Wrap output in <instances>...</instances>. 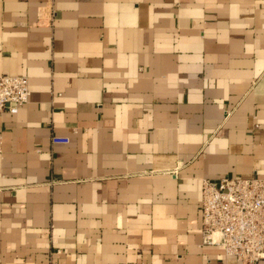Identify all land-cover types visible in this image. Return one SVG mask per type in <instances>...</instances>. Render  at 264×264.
<instances>
[{
	"label": "crops",
	"instance_id": "obj_1",
	"mask_svg": "<svg viewBox=\"0 0 264 264\" xmlns=\"http://www.w3.org/2000/svg\"><path fill=\"white\" fill-rule=\"evenodd\" d=\"M0 73V264H249L202 178L264 176V0H0Z\"/></svg>",
	"mask_w": 264,
	"mask_h": 264
},
{
	"label": "built area",
	"instance_id": "obj_2",
	"mask_svg": "<svg viewBox=\"0 0 264 264\" xmlns=\"http://www.w3.org/2000/svg\"><path fill=\"white\" fill-rule=\"evenodd\" d=\"M29 94L26 75L0 73V112H16ZM50 139L69 141L54 133ZM201 236L203 243L242 262L256 264L264 258V176L202 178Z\"/></svg>",
	"mask_w": 264,
	"mask_h": 264
}]
</instances>
